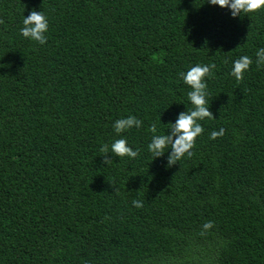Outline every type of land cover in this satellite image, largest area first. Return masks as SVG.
<instances>
[{
    "label": "trees",
    "instance_id": "16d2710c",
    "mask_svg": "<svg viewBox=\"0 0 264 264\" xmlns=\"http://www.w3.org/2000/svg\"><path fill=\"white\" fill-rule=\"evenodd\" d=\"M33 10L44 44L20 33ZM260 48L264 6L234 18L207 0H0V264H264ZM195 64L215 65L213 119L167 166L150 128L191 110L180 73ZM129 115L141 127L116 133ZM120 137L138 155L104 160Z\"/></svg>",
    "mask_w": 264,
    "mask_h": 264
},
{
    "label": "clouds",
    "instance_id": "9594fccd",
    "mask_svg": "<svg viewBox=\"0 0 264 264\" xmlns=\"http://www.w3.org/2000/svg\"><path fill=\"white\" fill-rule=\"evenodd\" d=\"M211 5L227 8L229 15L234 18L240 17L242 13L253 12L264 6V0H207ZM48 31V19L43 12L29 11L27 16H24L22 27L20 28L21 35L30 40L44 44ZM257 65L264 62V48H260L256 52ZM252 63L248 56H240L233 61V66L230 74L239 80L248 70ZM212 64H195L189 67L186 71L181 72L180 76L185 85L190 87L187 93V98L192 105L189 111H179L173 121L167 122L169 127L163 133H157L155 125H152L150 131L153 135L147 145L149 152L153 154V158L165 156L167 166L176 163L181 157L191 156V151L195 138L203 131L199 121L205 118L213 119V114L209 110L208 100L206 99V77L209 76L214 69ZM142 121L134 116H127L117 119L113 122V129L116 133H121L130 128H140ZM223 128L213 130L210 133V138L223 135ZM104 152V160L111 159V155L117 157L127 156L135 158L138 155V150L130 147L124 137L115 139L110 145V152L107 148H102ZM110 154V155H109ZM135 207H140V203L136 200L132 201ZM211 222L205 223L204 228L209 227Z\"/></svg>",
    "mask_w": 264,
    "mask_h": 264
}]
</instances>
